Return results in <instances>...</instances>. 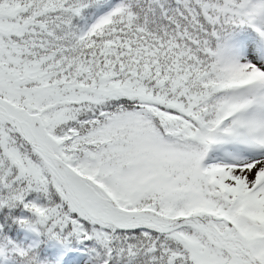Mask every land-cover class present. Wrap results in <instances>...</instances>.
Returning <instances> with one entry per match:
<instances>
[{
	"label": "snow or ice",
	"instance_id": "1",
	"mask_svg": "<svg viewBox=\"0 0 264 264\" xmlns=\"http://www.w3.org/2000/svg\"><path fill=\"white\" fill-rule=\"evenodd\" d=\"M0 264H264V0H0Z\"/></svg>",
	"mask_w": 264,
	"mask_h": 264
}]
</instances>
